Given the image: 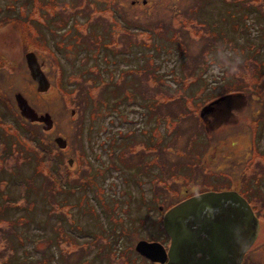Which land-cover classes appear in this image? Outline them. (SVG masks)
Listing matches in <instances>:
<instances>
[{
    "label": "rangeland",
    "instance_id": "1",
    "mask_svg": "<svg viewBox=\"0 0 264 264\" xmlns=\"http://www.w3.org/2000/svg\"><path fill=\"white\" fill-rule=\"evenodd\" d=\"M230 4L253 5L246 17L239 6L231 18L238 25L233 43L220 35L231 30L226 0H0V263L16 249L33 264H153L135 244L139 238L169 244L165 209L199 190L235 185L246 192L241 174L264 179V0ZM61 14L66 26L58 25ZM86 30L105 35L108 48L121 50L117 66H131L136 76L123 82L111 71L109 56L86 61L92 70L106 65V80L91 85L78 68L62 77L67 55L84 56L91 48ZM151 40L148 49L140 45ZM31 49L52 78L43 92L26 64L24 53ZM115 82L124 93L136 85L146 100L126 97L117 119L108 106L104 146L105 137L92 142L93 133H79V116L91 105L95 119L99 107L109 105ZM86 86L90 94L82 92ZM16 91L38 112L51 114L48 131L20 114ZM226 92L239 102L230 103ZM164 94L176 100L159 104ZM144 122L146 135L131 133ZM113 131L134 138L119 149L118 139L114 151L108 145ZM57 134L66 147L56 144ZM3 193L19 198L22 207L6 206L4 213Z\"/></svg>",
    "mask_w": 264,
    "mask_h": 264
},
{
    "label": "water",
    "instance_id": "2",
    "mask_svg": "<svg viewBox=\"0 0 264 264\" xmlns=\"http://www.w3.org/2000/svg\"><path fill=\"white\" fill-rule=\"evenodd\" d=\"M29 72L37 89L45 91L50 82L34 51L25 53ZM20 113L30 121L52 126L49 112L38 113L21 92L14 94ZM230 97L224 96V98ZM205 119L203 111L201 112ZM60 147L66 139L55 137ZM69 162L71 160L69 159ZM170 241L166 248L158 240L138 239L135 249L160 264H241L255 235V216L249 202L235 189L206 190L190 195L168 208L162 218Z\"/></svg>",
    "mask_w": 264,
    "mask_h": 264
},
{
    "label": "trees",
    "instance_id": "3",
    "mask_svg": "<svg viewBox=\"0 0 264 264\" xmlns=\"http://www.w3.org/2000/svg\"><path fill=\"white\" fill-rule=\"evenodd\" d=\"M226 2L228 3L229 7L231 8V10H229L228 13L226 14V16L230 15V16L227 17V18H229V19H227V20H229V23L226 26V28L227 29H231V30H223L220 33V35H221V37L223 36L225 40L231 39V41L226 42V43H233L232 39L234 38V35L232 33H233V30L238 33V28H237L238 25L231 18H234L236 20V16H237L236 15V10H237V8L239 6L242 7V12H243V14L246 17V14L252 11L253 5L248 4V5L244 6V5L237 4L234 7H232L231 4H230L231 0H226ZM262 11H263V9H261V12ZM52 19L53 18H51V21H52ZM240 21H241V19H240ZM245 21L247 22V19ZM216 23H217L216 20H213V24H216ZM59 24H61L63 26H66V24L64 22V19L62 17V14H61V16H58V25ZM234 25H236V26L232 27ZM260 31H261V29H260ZM86 32L89 34L88 36L91 37L86 42L87 44H90L91 48L88 51L85 52L84 56L81 53H77L75 55H67L68 58L66 59V63L68 64L67 67H69V68H66V71H65V68L62 67V70L60 72V75L62 77H65V76H67L69 74L75 75L73 72L70 71V69L71 68H78V69H81V70L84 71V75H86L85 78H91L92 79V82H90L91 85H93L98 79L106 80V79H103V77L105 76L104 70L106 69V65L102 66V64L99 63V68L95 67V69L92 70V69L87 67V62L86 61L89 60V58H92L96 62L99 59L102 61V57H104L105 60H107L109 58V56L112 58L111 65H112L113 68H111V71L121 75L123 77V82H124V79H126L127 77H135L136 76V74L133 73L134 68H132L131 66H126L124 68L121 67V66H117V64L120 62V59L122 58L121 57L122 53H120L121 50H119V49L115 50V48H108V43L105 40V38H106L105 35L102 36V34H100L97 31L92 33V32H89L88 30H86ZM263 41H264V36H263ZM78 42H81V41L78 40ZM158 42L162 43V40L158 41ZM152 43H153L152 40H151L150 43H146V42L142 41L140 45L148 49L149 47H147L146 45L149 46V45H152ZM153 47L156 48L157 47V43H156V46L153 45ZM157 48H159V47H157ZM150 50L155 51L157 53L156 49L150 48ZM221 50H222V48H221ZM217 55L219 56V54H217ZM229 56L232 57L231 53L229 54ZM158 58L159 57H158V53H157L156 58H155L156 62L159 61ZM161 60L162 61L164 60L163 54L161 56ZM212 61L216 62V59L213 58ZM150 64H152V63H150ZM116 66H117V68H116ZM45 72L48 75V78L50 79V81L52 83L51 75L48 74L47 70H45ZM155 73H156V71H153V74H155ZM157 76H159V72L157 73ZM73 77H75V76H73ZM111 86H112V89H114L113 95H111L112 96L111 101H110L109 105H108V102H105L106 104L104 106L99 107V112H97V117L95 119L90 116L91 105H90V107L88 109V114H85V112L82 109L81 114L79 116V119L82 121V125H80L81 131H79V133L80 134L84 133L85 135L87 134L88 131L90 132V134L93 133L94 138L92 139V142H93V140L95 138H104L109 133L108 127L105 124L106 123L105 121H107V119H108V113H107L108 106H112V105L114 106L115 117L117 119L118 117H120V111H121L120 105L123 104V101H124V99L126 97L130 98V100H132V101L133 100L134 101L146 100V98H144L143 96H140V90L136 87V85L130 86L129 90H128V93H124L123 92L124 89L121 87V83H116L115 82L114 84H111ZM82 89H83L82 90L83 93L85 92V93H89L90 94V92H91V86H86L85 88H82ZM164 95H165V97L167 99H163V101H165V102H161L159 104H163V103L167 104L169 102H173L174 100H176V97H173V94H164ZM150 107L152 108L153 105L152 106L150 105ZM152 116H153V112H150V117H152ZM86 127H88L89 130L84 131V129ZM147 131H148V128L146 126V123L144 122L143 126L140 129H136V130L134 129L133 131H131V133L138 132L139 135H142V133L146 135ZM121 133H122L121 131H119V132L118 131H113L111 133L110 138H109V143L110 144L114 143L115 146H116L117 142H118V139L122 140L124 138V137H122L120 135ZM129 136L133 137L132 134H130ZM104 141L102 142V144L104 146H106V143H104ZM149 143L150 142H148V144ZM38 144L40 146H37V147L41 148L42 147L41 144L40 143H38ZM153 144L155 146V149H157L156 143H153ZM129 145H132V144H129ZM122 146H127V143H123ZM147 148L151 150V145L150 144L147 145ZM45 149L48 150L47 147ZM114 151H115V147H114ZM51 179L54 181L53 177H51ZM22 183L24 185L26 182H22ZM153 186L154 185L152 184V187ZM0 187H2V186L0 185ZM49 187H51V186H49ZM162 187H165V186H162ZM48 189H50V188H48ZM155 190H157V187L155 188ZM53 191L54 190H51L50 193H52ZM3 194H5V193H3ZM8 197H9V195L5 194V198L6 199H4V203L2 204V209H1V210L4 211V213L7 212V210L5 208L6 206L12 207V206L17 205L19 207V205H20V207H22V204H20V202H18L19 198H16L17 201L14 200V199H12V201H11L10 199H7ZM37 197H39L38 193L34 194L32 199H36ZM185 197L186 196L182 197L181 199H183ZM22 198L26 202H29L28 195L23 193V192H22ZM154 198H159V197L157 195H155ZM146 199H148V197ZM181 199H179V200H181ZM179 200H177V201H179ZM142 201H145V199L142 198ZM161 206H162V204H158V208L159 209H160ZM163 209H164V205H163ZM163 209H160V210H163ZM101 210L103 211L102 208H101ZM154 224H155V226L158 227L157 222H154ZM157 237H159V234H158ZM22 255H23L22 252L20 253V255L17 254L16 253V249H15L11 254L7 255L8 257H7L6 261L1 262L0 264L5 263V262H7V264H21V261L22 262L24 261V264H28L30 262H31V264H33V261H29L28 263H25L27 257H24ZM27 260H30V259H27ZM34 264H40V262H36Z\"/></svg>",
    "mask_w": 264,
    "mask_h": 264
},
{
    "label": "flooded vegetation",
    "instance_id": "4",
    "mask_svg": "<svg viewBox=\"0 0 264 264\" xmlns=\"http://www.w3.org/2000/svg\"><path fill=\"white\" fill-rule=\"evenodd\" d=\"M132 1H134V0H132ZM142 1L144 3V0H142ZM38 57H39V55H38ZM26 64H27V62H26ZM41 65L43 66V69H45V62L44 61L41 62ZM27 67H28V65H27ZM236 103L237 102H235V104ZM149 130L150 129L148 128V131ZM126 138L127 137H124L122 140H120V142L118 143V149L121 147V145L123 143H127L128 141H131L132 138H134V136L129 137L130 139H126ZM107 139L108 138L105 137V143H106ZM108 145L110 148H114V146H112V144H110L109 141H108ZM234 157H235V155L233 154L232 158H234ZM240 170H242V167ZM252 175H253V173H249V176H247V177H244L243 174L240 175V178L242 179V181H239V183L248 188L246 192L242 191L239 188H236L235 185L232 187V189H235L236 191H238L242 196H244L247 199V201L249 202V204L253 210L255 220H256L255 235H254L253 240L251 241L250 245L246 248V251L243 255L241 264H264V179L253 178ZM152 188L155 189V186H153ZM187 190L188 189L186 188L185 191H183V192H186ZM255 193H259L260 195H257ZM190 194H192V193H190ZM190 194H188V195H190ZM251 198L255 199V204L252 203ZM156 264H158V263H156Z\"/></svg>",
    "mask_w": 264,
    "mask_h": 264
}]
</instances>
